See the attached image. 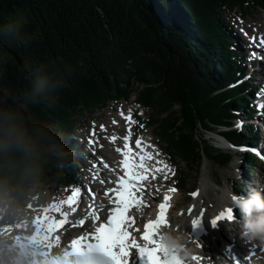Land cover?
Returning a JSON list of instances; mask_svg holds the SVG:
<instances>
[{"label": "trees", "instance_id": "obj_1", "mask_svg": "<svg viewBox=\"0 0 264 264\" xmlns=\"http://www.w3.org/2000/svg\"><path fill=\"white\" fill-rule=\"evenodd\" d=\"M256 7L264 0H0V119L18 117L37 139L30 156L0 159V195L21 203L35 186L70 183L78 167L69 152L79 146L74 117L133 93L152 110L149 126L173 160L191 171L205 157L228 165L232 154L204 133L251 141L222 131L235 111H254L253 92L237 83L246 72L226 10ZM246 160L257 167V157Z\"/></svg>", "mask_w": 264, "mask_h": 264}, {"label": "rangeland", "instance_id": "obj_2", "mask_svg": "<svg viewBox=\"0 0 264 264\" xmlns=\"http://www.w3.org/2000/svg\"><path fill=\"white\" fill-rule=\"evenodd\" d=\"M226 14H227L226 20H227L228 28L230 29V31H233V33L238 32L240 34V38L243 40V38H242L243 33L241 30H242L244 24L247 22L255 24V22L257 21L256 20L257 18L263 19L264 18V9L261 7H256V8L251 10V13H248V14H244L239 9H237V10H226ZM242 14H243V16H242ZM241 44L243 46V49H245V47H244L245 44H243V43H241ZM246 50H247V48H246ZM247 52H248V50H247ZM239 59H241V58H239ZM252 63H250L251 65H249V63L247 64L246 62H241L240 65L242 67L246 68V70L248 69V72H249V66L251 68H254V70L257 67L256 62H254L256 65L255 67ZM246 65H249V66L246 67ZM258 80H260L259 76H258ZM243 81H247V80L244 79ZM137 87H138V84L135 83L134 89H136ZM260 90L261 89H258L257 91H260ZM129 109H131V110H129ZM241 111H242V114H245V112H244L245 110H241ZM130 112L134 113L136 116L137 122L135 121L134 125H135V129H136L137 139L142 138L143 142H144L145 141L144 139L146 137H152V139L155 142L157 141L156 145L158 144V146H160L161 148L163 147L162 150L164 151V153H166L164 156L167 158L169 157V159H171V156H170L169 151L167 150L166 144L164 143V141H162L158 137L157 132L154 129V127L149 126L148 122L150 120V116L152 115V110H148V109L142 107V105L137 102V93H133L132 97H130L128 100H126V99L112 100V101H110L109 107L106 108L105 110L96 108L94 110L85 111L84 114H79V115L74 117V119L76 120L77 132L72 136L71 139L78 142L79 146L74 151H73V149H71V151H69V150L68 151L70 152V154L72 156H74L72 161H74L75 164L78 165V167L74 168V170H73L74 176H73L70 184H65V183H63L61 185L53 184V185L48 186V187H41V186L37 187V186H35L32 188V190L30 192L29 199L24 201V202H21V203L15 202L11 198V195L9 193H6L5 195H0V197L3 198L2 200H0V208H1L0 218L3 217V222H5V224H9V225L14 227L16 224H19V222H22L23 219H25V218L28 219V217H31L29 219L30 222L25 223V226L26 225L29 226V225H31L33 218L35 219L39 216H44L48 212V209L45 206L46 205L50 206L52 203V200L60 199L62 202L63 200H66L67 197L70 196L72 194V192L77 188H79L80 192H81L80 204H81V206L86 208V202H87L88 195H91L89 192V185L87 184L86 176L89 175V173L92 172V170H94V172L101 171L102 164H103L102 157H100V154L97 153L95 150L98 148L97 150L105 151L106 153L111 155V153L108 152L109 150L107 149V146H106V144H107L106 140H112L113 136H116L115 138H118V137H119V139L121 138L120 139L121 141H119V142H120V144L122 143V139H124V135L126 134V132H125L126 131V122H124L125 121L124 119L128 114H131ZM121 113H123L122 116H121ZM257 117H258V115L256 116V118L254 117V120H251L250 122H252L255 125ZM114 121H115V123H114ZM120 121H121V125H120ZM237 122H239V121L234 119V123H233L234 127H236ZM101 125L104 126L103 130L101 129ZM112 125H114L115 128H118L121 131L122 136L116 135L115 134L116 131L114 129H110V127ZM242 125H243V122H241L240 127H242ZM137 126H139V127H137ZM106 127H108V128H106ZM105 129H107V130H105ZM108 129H110V130H108ZM220 130L217 131L216 133L220 132ZM93 132H95L94 135H93ZM216 133H214V134L204 133V138L207 141V143L212 144L218 150H221L224 152H229V150L226 148L225 149L218 148V146L221 145L219 143V140H221V139L218 138V135ZM96 135L98 138L96 137ZM257 135L260 137V139L264 140V138H263L264 135L262 133H259ZM82 137L86 138L87 140H90L91 142L87 141L86 144L83 145L82 144V141H83ZM120 144L118 146H116V149H119ZM144 144L146 145V142H144ZM245 147L247 148V152L244 149ZM114 148H115V145H114ZM139 151L141 152L140 148H139ZM251 151H252V149L250 147L243 146V148H240L239 150L236 151L235 154H238V155L236 157H234L233 160L228 165H226L224 167L218 166L213 160L207 159L205 157L202 166L195 168L193 171L189 170V168L186 166L185 162H183L180 158L174 159L173 163L175 162L174 163L175 166H174V168H172V171L176 170L182 176H183V174H181V172L182 173L184 172L186 174V177H188V179H189L187 186H185L180 192H178V194L173 195V202L174 203L176 202V203L174 204L175 208H174L173 212L171 213V215L170 214L169 215L173 216L174 220L178 222V226H182L183 222L185 220H188V214H189L187 212L188 207H189L188 203H191L193 200V197H194L191 194L195 193L197 191V189L202 185L203 179L207 178V181H208L207 187H209L207 189H209V192H208V194H205V196H204V203L202 205V210L204 213H206L208 211L207 213L209 215L211 214L210 216H212L214 213H216L221 208L220 207L221 206V200H222L221 197H222L224 191L225 192L228 191L227 192L228 193V195H227L228 199L227 200L230 201L231 196H229V193H231V192L236 194V195H246V193L249 189H247L244 186L245 181L251 180V182L254 184L255 187L264 189V183H262V180L259 176V174H260V172H262V170L264 172V160H263L264 158H262L263 155L260 153L257 154L258 156H260L262 158V161H260V163L257 166V168L255 169L254 173H249L248 172V164H247V160H246L247 157L245 156V154L247 155ZM117 155H119V153ZM93 165H95V168H97V169H93L92 168V167H94ZM98 165H99V167H98ZM173 175H174V173L172 172L171 176H173ZM91 179H92V181H95L96 178H95V176H91ZM73 180L75 181V184H73ZM102 183H103V181H100L101 187H102ZM251 187H253V186H251ZM100 195L106 196L105 195V187H103V192ZM155 197H156V195L155 196L153 195L152 197H150V201H152V198H155ZM105 199L107 200V198H105ZM53 203H55V202H53ZM42 206H44L45 208L40 210V207H42ZM63 208L66 209L65 212L67 213V219H68L69 218L68 217V211L69 210L67 209L68 206L65 204L63 206ZM2 210H3V212H2ZM183 211H184V213H183ZM176 213H178V214H176ZM36 215H38V216H36ZM48 216H50V214L47 213V218H48ZM60 217H61V215H60ZM57 219H59V218H57ZM62 220H65L64 216H62ZM77 223H78L77 220L74 219L73 224L76 225ZM173 225H175V224H173ZM169 226H170V229H174L176 233L182 234V236L185 233L183 227H181V229H178V228H176V226H172V225H169ZM78 230H79V227H77V230L75 233H78L79 232ZM230 230L229 229H227L225 231L222 230L221 233L219 234L220 236L215 237L214 235H210V236H208L209 238L202 239L204 241L189 246V249H191L193 252L199 251L202 253H204V252L209 253V251H211L213 246L218 245V241L221 240V236H226V237L231 236L232 229L230 228Z\"/></svg>", "mask_w": 264, "mask_h": 264}, {"label": "snow or ice", "instance_id": "obj_3", "mask_svg": "<svg viewBox=\"0 0 264 264\" xmlns=\"http://www.w3.org/2000/svg\"><path fill=\"white\" fill-rule=\"evenodd\" d=\"M253 37V42H255ZM261 45H264V37L261 38ZM123 115V113H121ZM129 124H134L135 121L131 115L125 117ZM115 123V121H114ZM142 127V126H141ZM101 129L104 126L101 125ZM95 132H93V135ZM116 138L113 137V140ZM124 149H117L124 156L122 160L123 175L119 177L116 182L117 187L109 189L105 195L109 196L112 207L110 214L107 217V221L101 223L91 236V240L88 237H81L73 242V248L78 254H85L84 249L89 252H96L103 258V264H129V257L131 255L130 249L135 248L138 250L142 258H146L145 264H185V259L180 255L178 250L170 249L164 243V237L161 234V227L168 226L167 211L170 209V201L172 197L166 196L164 202L159 204V215L156 220L148 221L144 226L142 234L143 243H137L136 238L129 231L133 227L135 221L128 214L130 209L137 207L142 203L143 194L146 190L145 182L149 180V173L152 178L163 172L164 179H168V174L165 168H149L146 164L147 159H151V154L146 153L143 139H137L136 147L141 149L140 153L133 150L131 145V129H129V135L124 138ZM91 142V141H90ZM170 191H178L177 189H170ZM139 193V195H137ZM81 195L80 189H75L66 200H63L59 206L54 205V209L57 213L65 217L63 223L58 222L55 217H50L52 231H57L63 227L67 222V213L63 211V206L66 204L72 208L73 212L76 209L73 205L78 203ZM194 197H197L199 193H192ZM194 210L190 208L189 214L191 215ZM203 211L200 213L201 219L203 217ZM99 219V217H97ZM222 219L229 221L235 220L234 209L229 207L225 212L215 217L212 220L213 225ZM201 220H193L194 226H199ZM138 231V229H137ZM192 259H198L193 256Z\"/></svg>", "mask_w": 264, "mask_h": 264}, {"label": "bare ground", "instance_id": "obj_4", "mask_svg": "<svg viewBox=\"0 0 264 264\" xmlns=\"http://www.w3.org/2000/svg\"><path fill=\"white\" fill-rule=\"evenodd\" d=\"M257 21L255 22V24H252V23H249V22H247V23H245L244 24V26H243V28L244 29H249V30H252L255 34H260V35H262V37H264V18L263 19H256ZM243 30V29H242ZM243 37V36H242ZM238 41H239V46L241 47V48H243V46H242V44L241 43H245L243 40H241V39H238ZM246 50V49H245ZM246 52H247V50H246ZM248 53V52H247ZM252 57H253V54L251 55ZM257 59V58H256ZM252 60H253V58H252ZM253 62H255V60L253 61ZM251 63H252V61H251ZM256 64H257V67L255 68V70H254V68H249V72H248V70L246 71V70H244L245 72H246V77L247 78H249V79H251V80H254V78L255 77H257L258 78V76L260 77V85L262 84L261 82L264 80V64L263 63H257L256 62ZM249 65H251L250 63H249ZM241 74H244L243 72L241 73ZM244 76H245V74H244ZM264 82V81H263ZM131 108V107H130ZM126 109V108H125ZM129 110H131V109H129ZM124 111V110H123ZM128 111V110H127ZM112 112V111H111ZM119 113V112H118ZM131 113V112H130ZM115 115V114H114ZM125 115V114H124ZM122 116V115H121ZM126 116V115H125ZM114 117V116H113ZM115 118V117H114ZM118 119V118H117ZM116 119V120H117ZM236 120H238L239 122V124L238 123H236V127L239 129V130H241V131H243V132H240L239 131V133L240 134H243V133H246V135H251V133H252V129H251V131H250V128L249 127H247V128H245L244 130L242 129V127H240V124H241V122H243V114H242V112L241 113H238V115H237V117H236ZM109 122V121H108ZM113 122V121H112ZM117 122V121H116ZM125 122V121H124ZM137 122V121H136ZM120 125H121V121H120ZM238 125V126H237ZM108 126V125H107ZM258 126H259V128H260V130H259V132L261 133V130L263 131L264 130V120H260L259 121V124H258ZM120 127V126H119ZM137 127H139V126H137ZM106 128H108V127H106ZM110 129H114L115 131H116V135H118V136H122L121 135V131L118 129V128H115V126L114 125H112L111 127H110ZM110 129H108V130H110ZM105 130H107V129H105ZM256 130V129H255ZM246 131H250V132H246ZM108 132V131H107ZM126 132V131H125ZM150 133V132H149ZM124 134V133H123ZM127 134V133H126ZM125 134V135H126ZM148 134V133H147ZM106 135V134H105ZM111 135V134H110ZM219 135V134H218ZM96 137H97V135H96ZM113 137H116V136H113ZM140 137V136H139ZM98 138V137H97ZM256 138H258L257 136H256ZM107 139V138H106ZM121 139V138H120ZM119 139V137L118 138H116L115 140H113V138H112V140H106L107 141V144H106V146H107V149L109 150L108 152L109 153H111V155H109L108 153H106L105 151H100L99 153L100 154H102V155H104L107 159H108V161H109V165H110V167L112 168V169H114L115 171L117 170V165L114 163L115 162V160H116V158L118 157V155H117V149L116 148H114V145H117L118 143H119V141H121ZM123 140V139H122ZM145 142H146V144L147 145H149V146H151L150 147V154L152 153L153 154V158L154 159H156V160H164L165 159V157H163V153H161V151H160V149H158V148H156L154 145H152V141L150 140V137H146L145 139ZM248 141H249V139H248ZM157 142V141H156ZM155 142V143H156ZM219 143L221 144V145H223V146H225L226 147V145H227V143L225 142V141H223V139H221L220 141H219ZM103 144V143H102ZM158 145V144H157ZM160 145V144H159ZM247 145V144H246ZM104 146V145H103ZM163 148V147H162ZM98 149V148H97ZM96 149V151H98ZM245 150H246V152H247V148L245 147L244 148ZM166 150V149H165ZM256 151L257 152H259V153H261V154H263V156H264V140H262L261 139V146L259 147V148H257L256 147ZM166 154V153H165ZM245 156L247 157H249V154H245ZM74 157V156H73ZM205 159V158H204ZM208 159V158H207ZM168 160H169V157H168ZM173 161V160H172ZM163 163H164V161L163 162H161V168L163 167V168H165L164 166H163ZM175 163V162H174ZM157 166V165H156ZM95 173H97L98 174V176H97V178L95 179V182H94V184H95V186H96V189L97 190H95L94 191V194L96 195V201H102V202H104L106 205H108V198H107V200L105 199V197H103V196H100L99 195V191H101V184H100V179H103L104 180V183H105V187H106V189H109L110 188V186H111V184H112V182H111V180H108L107 178H108V176L107 175H105V173H103V172H101V171H98V172H95ZM248 174V173H247ZM249 175V174H248ZM259 176H260V178H261V180H262V183H264V172L262 171V172H260V174H259ZM217 183V182H216ZM207 185H208V181H207V178L206 179H203V181H202V185L199 187V189H198V193H199V195L197 196V197H195L194 198V200H192V202L191 203H188V210L190 209V208H193V206H194V210H193V212H192V214L190 215V214H188V220H185L184 222H183V224H182V226H178V222L177 221H175L174 220V218H173V216H170L169 215V217H168V219H167V221H168V226H164V227H162L161 228V234L163 233V232H165V231H167V230H170V226L169 225H172V226H176V228H178V229H181V227H183V229H184V231H185V233L183 234V238H184V241H185V245H186V247L187 248H189V246L191 245V242H190V240H193L194 239V236H193V232H191L190 231V226L192 225V221L193 220H200L201 219V216H200V213L203 211L202 210V205H203V203H204V196H205V194H208V192H209V189H207V188H209V187H207ZM212 185V184H211ZM206 186V187H205ZM228 191H224L223 192V195H222V200H221V208L218 210V213H221L222 211V209H226L227 207H229V205H230V202H231V200L230 201H228L227 199H228V193H227ZM221 195V194H220ZM148 196H151L150 194L148 195ZM54 199V198H53ZM157 197L156 198H152V203L151 202H149L148 201V203H149V208L150 209H153L154 207H156L158 204H159V202L157 201ZM191 200V199H190ZM189 201V200H188ZM53 202H55V205L56 206H59L60 204H61V200L60 199H54V200H52V203ZM51 203V204H52ZM174 203V202H173ZM176 203V202H175ZM174 203V204H175ZM13 204V203H12ZM11 204V205H12ZM178 204V203H177ZM176 204V205H177ZM54 205H50V206H48L47 207V205L45 206L47 209H48V214H50V216H54V217H57V218H61V220H62V215H61V217H60V215H59V213H57L56 211H55V209H54V207H53ZM183 206V205H182ZM181 207V206H180ZM225 207V208H224ZM21 209V208H20ZM24 209V208H23ZM26 209V208H25ZM28 209V208H27ZM212 209V208H211ZM0 210H1V208H0ZM208 210V209H207ZM215 210V209H214ZM63 211L65 212L66 211V209L65 208H63ZM181 211V210H180ZM2 212H3V210H2ZM7 212V211H6ZM23 212V211H22ZM175 212V211H174ZM177 212V211H176ZM188 213H189V211H187ZM206 212V211H205ZM208 212V211H207ZM204 213V215H203V217H202V219L203 218H205L206 220H207V222H208V226L210 227V225H211V223H212V220H213V218H214V216H209L208 215V213ZM1 213V212H0ZM5 213V212H4ZM31 213V212H30ZM47 213L43 216L44 218L46 217V222H48L49 221V218H47ZM180 213V212H179ZM183 213H184V211H183ZM214 213V212H213ZM176 214H178V213H176ZM211 215V214H210ZM218 215H220V214H218ZM83 216L84 217H87V216H85L84 214H83ZM9 217V216H8ZM20 217V216H19ZM178 217V216H177ZM24 218V217H23ZM72 219H73V216H72ZM5 220V219H4ZM60 220V221H61ZM63 221V220H62ZM181 221V220H180ZM5 223V222H4ZM88 223V222H87ZM32 224V223H31ZM173 224H175V225H173ZM88 225L90 226L91 224H90V222L88 223ZM27 226V225H26ZM68 226V225H67ZM77 227H79V226H73L72 228L71 227H68L67 229H65V236H64V238H63V242H62V244L64 245L65 243H66V241H67V238L69 237V236H72L73 234H75V232H76V230H77ZM64 231V230H63ZM79 233H82V232H84L85 230L84 229H80L79 228ZM2 233L0 234V241H4V240H6L8 237H9V235H10V232L8 231V229H6V230H2L1 231ZM14 233V232H13ZM56 233H57V235L59 236V238H61V233H59V232H57L56 231ZM237 234H240V232H237ZM207 238H209V237H207ZM225 239H223L222 240V242L224 241ZM204 241V240H203ZM222 242H220V243H218V245L217 246H213L212 247V249H211V251H209V253H200L199 251H195V252H193V251H191L190 252V254L188 255V256H183V255H181L184 259H185V264H218V262H217V260L215 259V256L217 255V254H221L222 252H224L223 251V248H220L221 246H222ZM193 256H195V257H197L198 259H192V257ZM258 259L259 260H261V261H264V254L263 253H261V254H259V256H258Z\"/></svg>", "mask_w": 264, "mask_h": 264}, {"label": "clouds", "instance_id": "obj_5", "mask_svg": "<svg viewBox=\"0 0 264 264\" xmlns=\"http://www.w3.org/2000/svg\"><path fill=\"white\" fill-rule=\"evenodd\" d=\"M36 149L35 133L25 127L18 117L5 115L0 119V159L8 161L18 153L30 156ZM231 202L242 217L237 223L242 235L250 241L264 244V189L250 187L246 195L233 193ZM162 235L164 243L170 249L178 250L181 255L188 256L192 251L186 247L182 234L176 233L174 229L167 230ZM0 264H10L6 252L0 254Z\"/></svg>", "mask_w": 264, "mask_h": 264}]
</instances>
